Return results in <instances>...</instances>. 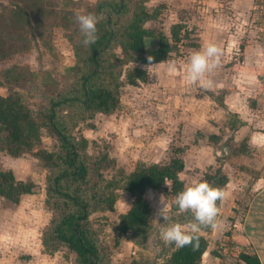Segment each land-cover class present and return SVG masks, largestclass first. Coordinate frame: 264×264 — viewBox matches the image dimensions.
<instances>
[{"label":"rangeland","instance_id":"obj_1","mask_svg":"<svg viewBox=\"0 0 264 264\" xmlns=\"http://www.w3.org/2000/svg\"><path fill=\"white\" fill-rule=\"evenodd\" d=\"M96 1L0 0V95L18 93L36 111L48 95L71 85L81 36L76 14H94ZM143 1L150 9L159 8L149 26L170 35V27L182 23L189 36L165 60L148 65L157 75L147 74L144 82L127 81L126 69L134 63L107 72L105 79L117 90V108L76 120V133L88 141L89 185L100 191L111 181L117 194L112 209L91 212L90 226L97 232L106 264H163L174 244L164 243L159 229L171 223L190 224L192 215L173 204L176 195L166 182L141 195L151 206L150 227L141 234L118 236L119 217L138 195L114 186L138 163L164 162L177 154L184 161L183 188L194 179L207 181L218 169L228 175L222 188L227 196L217 206L228 209L233 203L232 212L224 209L215 227L201 226L197 234L213 252L233 248L241 253L242 213L256 175L246 166L264 163L258 156L264 152V0ZM146 41L150 48L155 46L154 39ZM208 41L223 53L211 74L213 87L188 85L186 62ZM113 54L122 57L118 47L111 60ZM146 66L142 65L145 70ZM237 118L246 119L247 125L237 127ZM211 134L217 136L215 141L208 139ZM51 142L44 133L42 145L50 147ZM245 145L247 155L239 156ZM252 150L255 154H250ZM0 169L36 185L33 193L22 194L17 201L0 195V264H76L73 253L50 236L57 212L46 192L47 166L31 153H7L0 141ZM160 197L166 221L154 219Z\"/></svg>","mask_w":264,"mask_h":264},{"label":"trees","instance_id":"obj_2","mask_svg":"<svg viewBox=\"0 0 264 264\" xmlns=\"http://www.w3.org/2000/svg\"><path fill=\"white\" fill-rule=\"evenodd\" d=\"M94 15L98 38L92 44H84L81 34L75 48L76 62L71 67V85L48 95L36 111L18 93L0 95L1 147L13 156L31 153L47 166L46 192L52 197L57 212L50 236L73 253L76 264H106L97 232L90 226L88 217L93 210L112 209L117 196L111 181L100 191L92 190L89 185L88 141L76 133V120L98 112L108 114L117 108V90L105 79L107 72L113 73L115 67L134 63L126 69L127 81L132 84L144 82L147 72L142 65L165 60L189 36V30L182 23L173 24L170 35L149 26V22L158 18L159 8L150 9L143 0H97ZM148 38L155 40L153 48L148 46ZM116 47L122 57L113 54L111 60ZM227 114L235 116L233 112ZM236 123L240 127L245 121L237 118ZM44 133L52 141L50 147L42 145ZM216 137L211 134L208 139L215 141ZM245 152L246 145L240 150V153ZM183 168L182 157L175 154L164 162L138 163L119 184H114L115 188L138 195L119 217L118 236L127 232L141 234L150 227L151 206L141 195L166 182H169L170 192L176 195L183 189L180 178ZM227 181L228 175L220 169L207 176V182L212 186L223 188ZM35 188L33 182L17 180L12 171L0 169L1 196L17 201L22 194L33 193ZM197 235L198 246L174 245L163 264H201L207 240ZM239 258L243 264H261L256 254L241 252Z\"/></svg>","mask_w":264,"mask_h":264},{"label":"clouds","instance_id":"obj_3","mask_svg":"<svg viewBox=\"0 0 264 264\" xmlns=\"http://www.w3.org/2000/svg\"><path fill=\"white\" fill-rule=\"evenodd\" d=\"M76 19L82 34L84 44H92L97 37V17L91 13H77ZM222 49L212 41L206 42L200 49L193 51L185 65V83L188 85H198L204 89H211L213 81L211 74L220 65ZM151 61L152 57L149 56ZM150 65V64H149ZM169 67H172L170 64ZM147 74H153L146 66ZM227 193L220 187L212 186L204 180H192L186 187L179 191L173 204L180 212H188L193 217V222L187 225L171 223L159 229V237L166 244H174L176 247L185 245L198 246L199 236L197 235L201 226L215 227V222L219 214L217 201L226 198ZM168 220L165 209V202L158 200L155 218L157 221Z\"/></svg>","mask_w":264,"mask_h":264},{"label":"crops","instance_id":"obj_4","mask_svg":"<svg viewBox=\"0 0 264 264\" xmlns=\"http://www.w3.org/2000/svg\"><path fill=\"white\" fill-rule=\"evenodd\" d=\"M241 119L245 121L247 125V120L244 118ZM251 153L255 154V151L253 152L252 150L250 154ZM245 155L247 154L239 153V156ZM258 156L264 158V152L258 154ZM259 165V162L258 164L257 162H255V166L252 165L254 168H252L251 166H246L248 168L250 167L251 169H253V171L256 172V175L254 178H252L254 180L252 182L253 189H251L252 196L248 198L249 201L247 202L246 208L242 213V227H240L241 233L238 234V237L245 241L243 242L244 244H241V248L244 249L242 250V252L256 254L260 263L264 264V176L262 175L264 173V163L260 166ZM233 205V203L229 204L228 209L225 206H222L219 211V216L221 217L224 215V213L226 212L224 209H227L228 211L230 210L232 212V207H234ZM238 215H241L240 211H238L237 216ZM220 217L218 218L220 219ZM209 245L207 244L206 251L202 255L201 264H214L213 256L215 251L213 252L211 250L212 248H210ZM246 248L250 249V251L246 250Z\"/></svg>","mask_w":264,"mask_h":264},{"label":"built area","instance_id":"obj_5","mask_svg":"<svg viewBox=\"0 0 264 264\" xmlns=\"http://www.w3.org/2000/svg\"><path fill=\"white\" fill-rule=\"evenodd\" d=\"M232 249L233 248H228V250L225 248L217 249V253L215 252L216 254L213 256L214 264H243L239 258L240 252Z\"/></svg>","mask_w":264,"mask_h":264}]
</instances>
